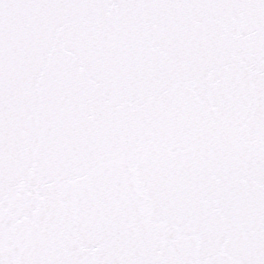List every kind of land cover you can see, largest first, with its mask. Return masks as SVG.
<instances>
[{"label": "snow or ice", "instance_id": "1", "mask_svg": "<svg viewBox=\"0 0 264 264\" xmlns=\"http://www.w3.org/2000/svg\"><path fill=\"white\" fill-rule=\"evenodd\" d=\"M0 264H264V0H0Z\"/></svg>", "mask_w": 264, "mask_h": 264}]
</instances>
